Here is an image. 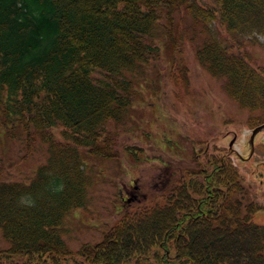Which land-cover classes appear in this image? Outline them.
Returning a JSON list of instances; mask_svg holds the SVG:
<instances>
[{"label": "trees", "instance_id": "trees-1", "mask_svg": "<svg viewBox=\"0 0 264 264\" xmlns=\"http://www.w3.org/2000/svg\"><path fill=\"white\" fill-rule=\"evenodd\" d=\"M264 0H0V137L47 145L30 183H0V264H264L262 209L223 151L194 150L131 203L102 239L69 247L67 217L90 202L87 159H120L139 91L160 57L194 45L231 100L264 121ZM125 141V140H124ZM203 145V143H201Z\"/></svg>", "mask_w": 264, "mask_h": 264}, {"label": "rangeland", "instance_id": "rangeland-1", "mask_svg": "<svg viewBox=\"0 0 264 264\" xmlns=\"http://www.w3.org/2000/svg\"><path fill=\"white\" fill-rule=\"evenodd\" d=\"M247 39L256 65L264 66V35ZM167 41L161 39L160 57L137 77L139 91L123 137L137 157L123 150L120 159H87L93 178L89 205L74 209L66 219L70 234L64 238L73 250L82 243L99 242L131 203L156 189L166 168L190 164L193 151L203 146L213 154L224 151L238 166L250 200L262 209L255 220L264 222V133L257 137L254 155L245 159L252 130L247 122L249 111L231 100L223 80L201 65L193 44L186 41L175 62ZM36 147L23 160V142L0 137V183L30 182L46 162L47 145ZM9 245L0 229V248Z\"/></svg>", "mask_w": 264, "mask_h": 264}, {"label": "water", "instance_id": "water-1", "mask_svg": "<svg viewBox=\"0 0 264 264\" xmlns=\"http://www.w3.org/2000/svg\"><path fill=\"white\" fill-rule=\"evenodd\" d=\"M261 130H264V124L260 125V126H257L256 128L253 129V132L251 134V137H250V145H251V148H252V151L251 153L253 152L254 150V138L256 136V134L261 131Z\"/></svg>", "mask_w": 264, "mask_h": 264}]
</instances>
